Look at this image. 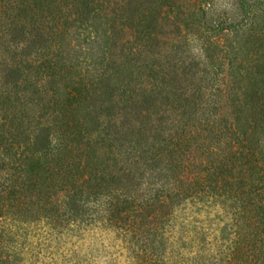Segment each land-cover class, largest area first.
Listing matches in <instances>:
<instances>
[{"label": "trees", "instance_id": "trees-1", "mask_svg": "<svg viewBox=\"0 0 264 264\" xmlns=\"http://www.w3.org/2000/svg\"><path fill=\"white\" fill-rule=\"evenodd\" d=\"M158 1L0 0V213L36 194L52 210L92 203L101 217L140 229L183 198L245 193L252 231L241 233L232 253L241 262L234 264H264V140L249 139L257 131L264 136V88L247 95L253 115L241 123L235 114L244 100L232 60L215 56L216 41H207L202 52L216 68L210 85L180 94L175 87L178 97L170 99L155 76L177 77L187 67L161 45L158 27L190 10L185 0ZM89 6L113 14L115 47L140 68L141 80L115 97L103 87L99 94L89 89L90 78L73 79L75 90L62 100L59 81L70 79L59 60L61 34ZM32 42L47 43L28 53ZM24 66V84L5 87L4 69L23 73ZM94 100L98 117L105 115L97 131L80 112ZM45 133L49 144L38 147ZM33 163L42 171L33 173Z\"/></svg>", "mask_w": 264, "mask_h": 264}, {"label": "rangeland", "instance_id": "rangeland-1", "mask_svg": "<svg viewBox=\"0 0 264 264\" xmlns=\"http://www.w3.org/2000/svg\"><path fill=\"white\" fill-rule=\"evenodd\" d=\"M185 1L190 13L158 29L161 45L182 57L186 62L180 66L187 69L179 74L180 78H155L170 99L178 97L175 87H180V94L185 87L210 85V73L216 68L202 51L204 42L216 41L212 44L214 55H226L232 60L234 85L244 100L235 116L246 123L253 115L247 95L256 87L264 88V0ZM158 2L155 0L157 5ZM177 11L178 7L171 15ZM115 20L113 14L103 12L99 6H89L82 16L66 22L59 60L65 63L70 80L59 81L62 100L75 90L73 79L83 82L90 78L89 89L99 94L103 87L115 97L140 82V68L115 47ZM43 43L47 42L29 43L28 53ZM26 71V67L23 73L4 69L3 85H23L28 77ZM100 79L101 84L93 83ZM97 103L91 101L80 111L90 121L89 128L96 131L105 116L98 117ZM198 116L202 112L198 111ZM48 135L42 136L38 147L49 144ZM249 139L258 145L264 140L263 132L257 131ZM31 170L42 171L38 163H33ZM144 172L141 169L139 173ZM246 200L245 193L183 198L167 209L163 219L149 216L144 227L124 229L101 217L92 203L73 210L62 204L61 210L55 211L38 195H29L24 205L6 206L0 213V264H234L241 262L239 255L232 254L241 233L252 231Z\"/></svg>", "mask_w": 264, "mask_h": 264}]
</instances>
